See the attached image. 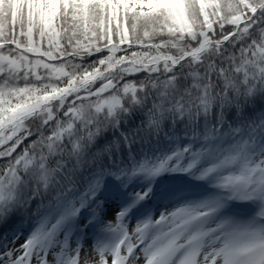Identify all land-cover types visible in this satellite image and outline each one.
Masks as SVG:
<instances>
[{
	"label": "snow or ice",
	"instance_id": "snow-or-ice-1",
	"mask_svg": "<svg viewBox=\"0 0 264 264\" xmlns=\"http://www.w3.org/2000/svg\"><path fill=\"white\" fill-rule=\"evenodd\" d=\"M0 264H264V0H0Z\"/></svg>",
	"mask_w": 264,
	"mask_h": 264
},
{
	"label": "rangeland",
	"instance_id": "rangeland-1",
	"mask_svg": "<svg viewBox=\"0 0 264 264\" xmlns=\"http://www.w3.org/2000/svg\"><path fill=\"white\" fill-rule=\"evenodd\" d=\"M93 255H95V254H93Z\"/></svg>",
	"mask_w": 264,
	"mask_h": 264
}]
</instances>
